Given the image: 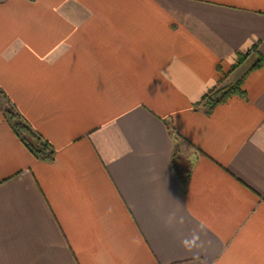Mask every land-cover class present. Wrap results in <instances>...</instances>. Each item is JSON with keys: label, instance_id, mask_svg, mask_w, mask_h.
I'll return each instance as SVG.
<instances>
[{"label": "crops", "instance_id": "1", "mask_svg": "<svg viewBox=\"0 0 264 264\" xmlns=\"http://www.w3.org/2000/svg\"><path fill=\"white\" fill-rule=\"evenodd\" d=\"M259 57L264 0H0V88L56 150L0 112V264H264Z\"/></svg>", "mask_w": 264, "mask_h": 264}, {"label": "trees", "instance_id": "2", "mask_svg": "<svg viewBox=\"0 0 264 264\" xmlns=\"http://www.w3.org/2000/svg\"><path fill=\"white\" fill-rule=\"evenodd\" d=\"M248 54H238L236 64L232 67V71L241 67L249 58ZM264 64V59L259 57L258 61L252 67L251 71L260 69ZM249 72L236 84L229 85L223 88H215L204 96L197 107H208L209 112L218 104L226 102L228 99L233 97H244V91L242 85ZM224 81V80H223ZM0 112L4 117V120L14 133V135L21 141L26 149L39 161L41 162H53L56 157L55 148L45 140L40 134L35 132L28 122L19 113L17 108L11 102L9 97L0 88ZM167 130L170 136L176 141L182 139L172 128L170 124L165 122ZM180 158L174 154L172 160V166L180 179V182L189 178L190 168L181 167ZM180 169L182 171L180 172Z\"/></svg>", "mask_w": 264, "mask_h": 264}, {"label": "rangeland", "instance_id": "3", "mask_svg": "<svg viewBox=\"0 0 264 264\" xmlns=\"http://www.w3.org/2000/svg\"><path fill=\"white\" fill-rule=\"evenodd\" d=\"M226 86H224V87H227V86H229L228 84H225ZM184 161H185V159H184ZM186 164H188L187 162H185Z\"/></svg>", "mask_w": 264, "mask_h": 264}]
</instances>
